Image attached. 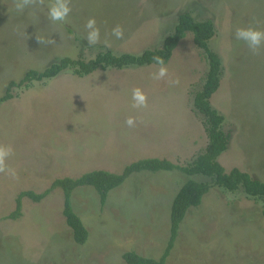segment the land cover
<instances>
[{"label":"rangeland","instance_id":"rangeland-1","mask_svg":"<svg viewBox=\"0 0 264 264\" xmlns=\"http://www.w3.org/2000/svg\"><path fill=\"white\" fill-rule=\"evenodd\" d=\"M51 2L17 12L14 0H0V96L9 81L17 83L25 71H41L64 56L86 60L103 50L138 53L158 47L177 14L189 11L197 20H210L214 34L208 46L220 60L208 103L221 114L228 142L216 160L224 171L235 167L264 183V45L253 55L233 35L240 27L264 31V0H69L66 23L47 18ZM90 17L100 29L96 45L83 38ZM116 25L124 30L121 40L111 35ZM165 66L163 80L151 76L158 66L143 64L84 76L64 69L10 88V98L0 102V144L13 147L6 163L19 178L0 173V264H130L120 256L125 251L158 258L175 192L187 179L207 177L133 171L102 202L91 186L75 187L70 205L86 232L81 244L71 240L63 222L58 188L38 202L23 197L21 215H7L20 192L41 193L55 178L95 169L118 173L140 157L185 165L200 152L206 136L190 100L207 62L190 33ZM176 78L178 85L167 82ZM136 87L147 96L146 108L132 107ZM128 117L135 127L125 124ZM262 210L264 203L240 188L210 186L199 205L186 210L162 264H264Z\"/></svg>","mask_w":264,"mask_h":264},{"label":"trees","instance_id":"trees-1","mask_svg":"<svg viewBox=\"0 0 264 264\" xmlns=\"http://www.w3.org/2000/svg\"><path fill=\"white\" fill-rule=\"evenodd\" d=\"M187 32L191 35L193 45L201 51L207 62V70L204 72L198 89L192 93L190 100L191 107L200 117V123L206 136V144L203 149L185 165L173 164L166 159L155 157H140L124 163L118 173L95 169L82 173L77 177L55 178L51 181L48 188L41 193H35L32 190L20 192L16 198L14 210L7 215V218L15 219L21 215V199L23 197L26 196L38 202L46 197L50 191L58 188L62 195L61 213L64 217L63 222L70 231L71 240L76 244H81L86 237V232L70 205V194L75 187L82 185L91 186L102 202L107 192L123 182L124 178L133 171L142 169L150 172L176 170L186 176L203 175L209 181L187 179L179 186L172 197L169 207L167 241L156 260L140 257L130 251H125L120 255L124 262L130 264H162L172 245L178 224L186 210L189 207L199 205L202 196L208 191L210 186H216L228 192H233L240 188L245 196L264 203L263 182L235 167L224 171L216 160L219 154L226 149L228 142V134L221 128L223 120L221 114L210 107L208 103L209 95L217 87L220 60L208 46L209 40L214 34L210 20H197L189 11L177 14L171 31L162 38L158 47H145L138 53L123 51L119 54H113L109 50H103L96 52L92 58L86 60L81 58L71 59L66 56L61 57L48 63L41 71L34 69L25 71L17 83L9 81L6 84L4 94L0 96V102L10 98L9 90L12 86H26L33 80L49 79L64 69H69L76 76H84L95 69H120L123 66L143 64L155 65L152 57L157 55L161 56L166 64L173 49ZM261 213L264 215V210Z\"/></svg>","mask_w":264,"mask_h":264},{"label":"clouds","instance_id":"clouds-1","mask_svg":"<svg viewBox=\"0 0 264 264\" xmlns=\"http://www.w3.org/2000/svg\"><path fill=\"white\" fill-rule=\"evenodd\" d=\"M44 0H14V6L17 12H23L25 8L35 7L43 5ZM71 8L69 6V0H52L48 5L47 18L53 23H66ZM86 35L83 37L89 45H96L100 42V29L97 26L94 17H90L85 25ZM111 35L116 39L121 40L124 38V30L120 25H116L111 29ZM235 39L245 42L248 49L253 55H260L262 45H264V31L251 26L243 28H237L233 33ZM38 43H45L44 40L37 37ZM48 43H54V41H47ZM107 46V45H106ZM152 60L155 65L158 66L151 76L155 80H163L168 77V68L165 66L164 59L161 56H153ZM170 85H178L179 79H168ZM133 108H146L147 96L139 88L132 89ZM125 124L128 127H135L136 121L133 117H128L125 120ZM14 154L13 147L5 144H0V173L5 174L8 178L16 180L18 179V173L16 169L9 167L6 163L8 158Z\"/></svg>","mask_w":264,"mask_h":264},{"label":"crops","instance_id":"crops-1","mask_svg":"<svg viewBox=\"0 0 264 264\" xmlns=\"http://www.w3.org/2000/svg\"><path fill=\"white\" fill-rule=\"evenodd\" d=\"M170 207V206H169Z\"/></svg>","mask_w":264,"mask_h":264}]
</instances>
